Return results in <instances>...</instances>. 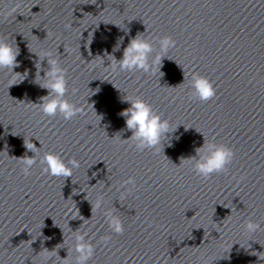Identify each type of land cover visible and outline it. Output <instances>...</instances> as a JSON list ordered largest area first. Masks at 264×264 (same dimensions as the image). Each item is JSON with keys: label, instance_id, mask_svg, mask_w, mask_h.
<instances>
[{"label": "water", "instance_id": "95a60500", "mask_svg": "<svg viewBox=\"0 0 264 264\" xmlns=\"http://www.w3.org/2000/svg\"><path fill=\"white\" fill-rule=\"evenodd\" d=\"M137 34L151 40L154 55L159 38L175 40L164 74L102 66L107 54L121 59ZM0 38L20 50L13 71L28 72L19 83L0 70V264H43L53 249L64 259L76 230L94 245L88 264H264V0H0ZM45 51L67 70L66 98L81 113L70 121L39 109L47 90L33 83L35 64L47 61L34 53ZM193 74L216 96L194 97ZM124 93L180 125V139L137 151L125 140L131 133H121ZM203 137L235 152L208 179L182 159ZM45 152L80 167L72 178L52 177L39 163ZM33 153L25 176L20 159ZM108 211L123 222L122 234L109 228ZM249 219L260 224L252 235L243 228ZM56 261L53 253L48 264Z\"/></svg>", "mask_w": 264, "mask_h": 264}, {"label": "clouds", "instance_id": "9594fccd", "mask_svg": "<svg viewBox=\"0 0 264 264\" xmlns=\"http://www.w3.org/2000/svg\"><path fill=\"white\" fill-rule=\"evenodd\" d=\"M15 11V8L9 9L7 14L13 15ZM122 42L123 38L116 44L113 52L120 50ZM175 43V40L170 36L159 38V51L154 55L155 49L151 40L137 34L124 47L121 59L117 60L114 55L107 54L111 59L107 60L109 62L107 66L105 65V60H102V66L113 73L139 71L144 74H155L157 67L162 72L163 58L167 57L169 49L174 47ZM34 54L39 58L40 62L47 61V68L44 69L41 68V63L39 68L35 64L37 71L33 81V83L39 85L42 89L47 90V95L41 97L38 103L41 113L48 117L60 114L65 121H70L80 115L81 113L77 105L66 98L68 94L67 70L62 66L60 60L48 51ZM19 55L20 50L16 45L14 47L6 39L0 38V70H10L11 74H18L17 78L22 77V79H19V83H22L27 78L28 72L25 71L23 74H20L13 71L14 68L19 67L17 61ZM41 71L44 72L43 76L40 75ZM19 83H13L12 85ZM187 86L193 90L192 95L202 102H206L216 96V88L213 87V84L206 77L199 74H193ZM76 91V89H73L72 94L75 95ZM121 102H126L129 105V107L119 113V116L125 121V127L121 130V133H131L130 137L125 140H130L137 151L155 150L162 144L164 147L165 145L171 147L173 137L177 141L180 139L179 136H174L180 125L172 128L171 121L163 118L161 114L153 109L151 104L142 98L129 96L127 93H124ZM185 131L187 130L185 129ZM168 137H171V139L168 140L167 144H164V141ZM26 147L29 150L31 149V146ZM35 156L36 154L33 153L30 158L20 159V163L23 165L22 172L25 176L31 174V169L37 163ZM234 157L235 152L231 148L203 137V144L195 149V155L187 158L182 157V159L185 163L192 166L197 175L208 179L213 174L226 171L227 166L232 163ZM39 163L44 166L42 170L45 173L52 177L63 178L64 180L65 178H72L74 170L80 167L79 161L75 158L65 160L61 155L54 152H45L40 157ZM126 183L134 185V178L130 177ZM103 207L104 198L100 196L96 199L94 208L101 210ZM105 215L111 231L115 234H122L124 226L120 218L111 211L106 212ZM243 228L245 233L252 235L260 230V224L249 219L243 225ZM63 243H65L64 240ZM94 252L95 248L91 242V238L88 237V233L76 230L73 231L72 244L67 249V257L62 259L56 249L47 250L43 264H48V261L52 259L53 253L57 257L56 264H88Z\"/></svg>", "mask_w": 264, "mask_h": 264}]
</instances>
